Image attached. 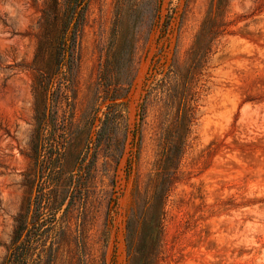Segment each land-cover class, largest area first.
Returning <instances> with one entry per match:
<instances>
[{
  "label": "rangeland",
  "instance_id": "obj_1",
  "mask_svg": "<svg viewBox=\"0 0 264 264\" xmlns=\"http://www.w3.org/2000/svg\"><path fill=\"white\" fill-rule=\"evenodd\" d=\"M216 2L88 0L67 93L76 121L97 107L92 140L106 112L122 116L84 150L85 180L68 152L56 226L51 211L29 232L34 264H264V0H219L208 19ZM63 7L0 0V264L37 196L26 179L37 86L53 71Z\"/></svg>",
  "mask_w": 264,
  "mask_h": 264
},
{
  "label": "trees",
  "instance_id": "obj_2",
  "mask_svg": "<svg viewBox=\"0 0 264 264\" xmlns=\"http://www.w3.org/2000/svg\"><path fill=\"white\" fill-rule=\"evenodd\" d=\"M88 0H64V7L61 13L60 30L56 40L53 71L51 76L62 75V80L52 89L53 82L50 77L42 75L39 80L40 102L35 106V129L30 141L31 157L35 159V169L26 174V179L30 182L31 188L36 192V197L29 201L27 208L20 211L16 216V226L9 245L3 264H34L37 261L35 257V245L39 241L32 238L29 232L34 228L39 230L48 218L49 213L53 211L51 227L57 218L56 214L63 208L65 198L69 196V188H66L64 173L67 169L68 152L72 151L75 158L82 164L78 176L84 178L88 174L89 160L84 153L91 147L96 152L102 140L109 137L108 131L117 126L118 118L122 114L118 112H106L105 117L100 119V124L96 130V138L92 140L91 132L96 121L97 107L89 106V111L85 113L81 121L75 120V106L72 105L67 87L72 82L73 66L75 63V50L78 46L79 32L84 24ZM219 0L213 4L209 12L208 19L215 18ZM215 35V34H208ZM206 46H201L194 59L195 65L200 63L204 57ZM196 67V66H193ZM35 88V89H38ZM51 91V92H50ZM48 98L51 99L50 105H47ZM115 99V98H113ZM125 102H113L108 105L109 108L121 107ZM179 119L176 127L178 132L183 131V142L176 145V150L181 152L186 134L189 131L190 116L184 105L179 110ZM48 134H54V143H50L53 151L45 154L43 147L45 137ZM137 136L134 134V138ZM85 146L83 147V145ZM174 157H177L174 156ZM163 163L171 159L165 154ZM48 168V169H46ZM86 170V171H85ZM85 173V174H84ZM160 175L163 174L159 172ZM77 179V178H76ZM82 183V182H80ZM45 185V187H44ZM165 196H152L154 199H163ZM64 209H67L65 207ZM41 228V227H40ZM39 255V254H38Z\"/></svg>",
  "mask_w": 264,
  "mask_h": 264
}]
</instances>
